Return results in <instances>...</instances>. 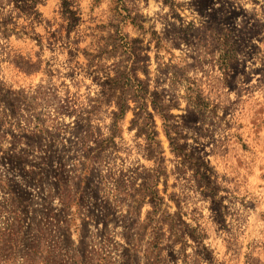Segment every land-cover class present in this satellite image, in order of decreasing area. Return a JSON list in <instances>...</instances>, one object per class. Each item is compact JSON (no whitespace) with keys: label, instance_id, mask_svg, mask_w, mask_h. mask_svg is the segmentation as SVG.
<instances>
[{"label":"rangeland","instance_id":"374dc122","mask_svg":"<svg viewBox=\"0 0 264 264\" xmlns=\"http://www.w3.org/2000/svg\"><path fill=\"white\" fill-rule=\"evenodd\" d=\"M0 264H264V0H0Z\"/></svg>","mask_w":264,"mask_h":264},{"label":"trees","instance_id":"16d2710c","mask_svg":"<svg viewBox=\"0 0 264 264\" xmlns=\"http://www.w3.org/2000/svg\"><path fill=\"white\" fill-rule=\"evenodd\" d=\"M122 105H120L118 108H119V110H120V113H122V111H123V107H121ZM115 123L116 122H114L113 124H112V127L113 128H116V126L117 125H115ZM105 141H108V140H105ZM157 197H156V195L153 193V192H151L150 193V199L153 201L154 199H156Z\"/></svg>","mask_w":264,"mask_h":264}]
</instances>
